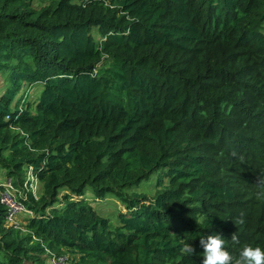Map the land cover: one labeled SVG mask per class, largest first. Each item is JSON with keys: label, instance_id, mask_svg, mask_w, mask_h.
I'll list each match as a JSON object with an SVG mask.
<instances>
[{"label": "trees", "instance_id": "16d2710c", "mask_svg": "<svg viewBox=\"0 0 264 264\" xmlns=\"http://www.w3.org/2000/svg\"><path fill=\"white\" fill-rule=\"evenodd\" d=\"M0 79V264H264V0H0Z\"/></svg>", "mask_w": 264, "mask_h": 264}, {"label": "rangeland", "instance_id": "374dc122", "mask_svg": "<svg viewBox=\"0 0 264 264\" xmlns=\"http://www.w3.org/2000/svg\"><path fill=\"white\" fill-rule=\"evenodd\" d=\"M2 79H0V89L2 86ZM42 87L36 86L34 87V89H30L27 91L26 95L24 96V98H26L27 102L30 103H35L36 99L38 98L40 92H41ZM26 176V172L23 170L21 173V181L25 179ZM8 179L7 177V173L6 171H2L0 170V184L2 185H6V180ZM33 186V192H35L36 197L39 195V189H38V185L36 183L32 184ZM138 191L144 192L149 194L147 198H151V196L153 195V192L151 191V187L145 185V184H141L140 189H138ZM87 199L90 200L92 199V194L88 191L87 194ZM93 207L95 208V210L102 216L104 217H110L112 216L113 218H115L116 213L123 210V212H125V210L123 209L124 207L122 206V204H120L114 197L112 196H108L106 197L103 202H101L99 205L98 204H93ZM17 219H20V216H17ZM111 219V217H110ZM112 220V219H111ZM114 220V219H113ZM22 223L21 221H18V224ZM65 256L69 259H71V255L70 254H65Z\"/></svg>", "mask_w": 264, "mask_h": 264}, {"label": "built area", "instance_id": "2783aa9c", "mask_svg": "<svg viewBox=\"0 0 264 264\" xmlns=\"http://www.w3.org/2000/svg\"><path fill=\"white\" fill-rule=\"evenodd\" d=\"M27 181H35L33 180L32 174L27 171ZM26 187V184H25ZM31 192L35 198V192H33V186L31 187ZM20 193L12 186L11 182L7 180L6 185H4V190L0 192V204L3 205L7 210L6 216V226L18 225L17 216L20 218H24L23 216H32V213L25 208V205L22 203L20 199ZM49 264H70L67 257H56L49 256L48 258Z\"/></svg>", "mask_w": 264, "mask_h": 264}]
</instances>
